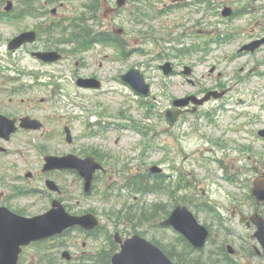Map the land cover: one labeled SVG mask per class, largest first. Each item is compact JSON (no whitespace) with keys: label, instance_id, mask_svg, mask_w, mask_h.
I'll return each mask as SVG.
<instances>
[{"label":"rangeland","instance_id":"obj_1","mask_svg":"<svg viewBox=\"0 0 264 264\" xmlns=\"http://www.w3.org/2000/svg\"><path fill=\"white\" fill-rule=\"evenodd\" d=\"M85 1H56L50 3L49 9L57 8L62 16L75 17L83 13ZM154 1L155 4H145L127 0L118 13H110L104 21L102 7L100 16L104 25L101 29L121 30L126 49L130 51L126 55L113 45H97L85 52H80L76 46H66L61 50L65 54L61 61L43 63L32 58L25 47L13 52L7 49V44L21 31L46 23L45 19L31 16L16 23H0V67L5 73H11L6 68L12 69L15 75H20V80L30 84L29 90L15 98L19 112L41 118L45 123L43 130L19 133L13 142L5 145L9 152L0 153V204L7 200V204L24 210L28 216L44 212L50 207L51 198L44 192L47 189L41 175L43 156L72 152L79 156L94 153L106 167L107 173H99L93 192L82 194L83 182L75 173H57L52 178L66 193L68 190L73 193L72 197H64L71 212H95L112 234L120 230L126 237L137 230H146L148 238L156 236L178 251L172 246L179 241L171 228L117 224L110 214L119 209L124 200L133 202L127 192L122 197L114 194L118 191L116 186L126 175L153 165L164 168L168 173L166 182L172 183V188L178 179L177 173L182 171L189 180L185 182L194 184L187 190L185 199L192 198L196 203L209 201L223 213L238 200L245 213H252L245 185L255 177V167L264 168V141L256 139L254 146L250 145L255 152L251 158L247 153L236 156L233 149L241 142L247 144L243 138L252 136L246 131L253 121L250 111L261 117L256 129L264 127V45L253 53L239 49L264 36V0H208L180 10H175L173 0ZM16 3L18 10L26 8L23 0ZM0 5L4 6L3 0ZM36 7L43 9L42 4ZM225 7L234 9L237 16L223 17L221 11ZM162 8L169 11L162 13ZM41 37L47 39L48 34L43 31ZM166 61H171L179 72L186 65L192 67L196 84L189 83L181 73L165 75L161 65ZM136 67L151 84L148 97L136 95L118 79L120 74ZM79 77L99 78L102 86L81 88L76 83ZM214 89L224 90L223 98H213L196 112H186L175 127H169L165 111L173 107L175 99L192 94L202 96L205 91ZM234 101L243 102L236 106ZM152 104L154 109H150ZM225 106L239 108L243 117L238 121L230 118L237 112L226 111ZM65 125L72 130V143L66 140ZM229 126L237 127L238 132L230 131ZM90 132L97 135L90 136ZM233 156L235 159H231ZM223 157L230 158L224 160ZM29 171L34 173L30 179L26 176ZM234 173L241 174L242 180L237 184L226 179L228 174ZM28 184L36 195L18 197L19 187L29 188ZM104 191L107 199L102 196ZM187 191L176 190L174 196L149 194L143 200L149 205L162 201L167 203L166 208H171L174 199L181 202L179 197ZM115 195L121 199L119 202ZM196 213L201 222L214 226L209 213L203 209ZM212 232L222 238L218 227L214 226ZM104 242L105 235L94 240L75 231L70 245L49 246L56 247L54 255L62 260L61 264H80L84 252L94 253ZM224 243L236 246L229 239ZM45 247V244L27 247L21 264H38ZM65 249L73 254L71 261L61 257Z\"/></svg>","mask_w":264,"mask_h":264},{"label":"water","instance_id":"obj_2","mask_svg":"<svg viewBox=\"0 0 264 264\" xmlns=\"http://www.w3.org/2000/svg\"><path fill=\"white\" fill-rule=\"evenodd\" d=\"M124 0H119V4ZM35 32H25L16 37L12 42L11 48H18L24 42L34 41ZM45 60H52L58 56L52 52L38 53ZM166 72L169 68L165 67ZM122 79L132 84L139 92L149 93V85L145 82L144 74L139 70L133 69ZM79 84L84 86H98L99 83L94 80H79ZM177 105H183V101L176 102ZM178 113H168L169 122L174 125L178 119ZM21 126L26 128L39 129L42 127L40 120L30 117L22 118ZM12 130H15L14 123L9 120L0 119V135L9 137ZM68 141H72L70 130L67 128ZM44 171L54 169H77L85 178V189L91 188L94 173L101 169L102 165L95 161L93 156L82 159L75 154L63 156L47 155L45 156ZM160 170L157 167L152 169ZM47 186L59 191V187L54 180H47ZM259 200H264V177L255 181L253 189ZM253 221L259 226L257 237L264 245V220L258 215L254 216ZM99 224L94 213L82 215H73L69 213L66 207L57 199L53 201V207L44 214L34 217H24L12 212L7 207L0 208V264H18L19 255L23 246L32 241L44 239L55 234L63 232L69 227L81 225L85 229H93ZM165 225H172L180 231L195 247H202L208 236V229L198 222V219L186 206H177L170 217L164 222ZM116 241L120 242L121 249L112 256L111 264H179L174 262L160 247L146 238L135 234L134 236L123 240L119 233H116ZM65 255L70 258L66 252Z\"/></svg>","mask_w":264,"mask_h":264},{"label":"trees","instance_id":"obj_3","mask_svg":"<svg viewBox=\"0 0 264 264\" xmlns=\"http://www.w3.org/2000/svg\"><path fill=\"white\" fill-rule=\"evenodd\" d=\"M84 32H87V30H84ZM102 35L109 37L106 34H101L100 36ZM90 37L91 39L96 38V36L93 34H91ZM78 38L86 42L88 40V35L84 34ZM130 186L134 187L133 189L135 190V192H139V193L158 192L162 189L161 180H159L157 176H152V175L150 176L149 175H134L130 179ZM179 186H181V184H179ZM149 207L150 209L147 212L149 221L152 220L151 218H153L154 216L155 217L164 216L168 212L167 208L163 204L150 205ZM123 214H125L124 215L125 217H123L122 220L126 218V220L136 223L137 225L141 224L142 220L146 216L145 212H142L141 209L134 208L133 206H131L126 212L120 211L118 215L120 216ZM156 226H159V225H156ZM106 229H107V226H101L98 229V231L102 230V234H104V231L106 233L105 234L106 242H104V245L98 248V250L94 253L84 254L81 257L80 264H110L111 255L116 250L117 245L113 242L111 234L108 231V229L107 231ZM66 234H68V232ZM93 234L97 235V232H94ZM154 241L158 243L163 249H165L166 252L170 256L179 260L181 264H195V263L200 262L201 255L196 256L192 254L191 249L189 248L188 245H186L187 243L182 236H178V241L180 244L186 243L185 250L176 251L174 249H170L169 247H166L167 245L161 243V241H158V240H154ZM63 242L64 241H60L57 247L62 246ZM46 243L47 242L45 241V242H41L38 244H46ZM174 247L177 249L176 246ZM53 248L55 247H51L46 244L44 252L41 253L40 255L38 264H61L62 260L58 259V257L54 255ZM213 264H222V261L216 260ZM225 264H237V262L234 259L229 258L225 262Z\"/></svg>","mask_w":264,"mask_h":264},{"label":"flooded vegetation","instance_id":"obj_4","mask_svg":"<svg viewBox=\"0 0 264 264\" xmlns=\"http://www.w3.org/2000/svg\"><path fill=\"white\" fill-rule=\"evenodd\" d=\"M174 1H175V3L183 2L179 6L182 7L183 9H187V8L193 7V5L196 3L197 0H174ZM104 3L108 4V2L106 0L104 1ZM115 5L116 4H114V0L111 1V5H110L109 9L113 13H118L119 12L118 8L116 10H114V8H116ZM54 17H61V16L60 15H54ZM63 18L64 17H62V20H63ZM13 52H15V51H13ZM18 81H19V76H17V75L15 76L14 73H10L8 76H6L3 71L0 72V118L2 116H5V117H8L10 119H16V124H19L20 118L23 115L29 114L26 112H23V113L21 111L19 112V102H15V98L21 96V87H20ZM5 99H7V101ZM29 101L33 105L36 104L33 99H29ZM197 109L198 108H195L194 111H196ZM29 115H31V114H29ZM253 122H258V120L254 119ZM25 132H31V131L18 127L16 134L13 135L9 141H6V140H4V138L0 137V151L2 153L8 152L9 150L6 147H4L2 145V143H4L5 145L8 143L10 144L11 142H13L14 137L16 135H18L19 133H25ZM242 153H243V151H242ZM239 156H241L240 153H239ZM28 173H31V171H29ZM1 197H3V195H1ZM5 204H7L6 201H4V204H2V205H5ZM234 205H235V209H233L232 212H233V214L236 215L238 213V211L241 210V207L238 203H236ZM233 218H236V217H233ZM246 225H249V224L246 223Z\"/></svg>","mask_w":264,"mask_h":264}]
</instances>
